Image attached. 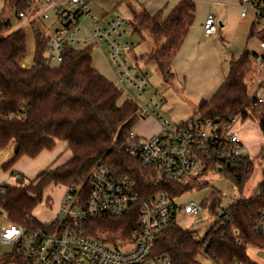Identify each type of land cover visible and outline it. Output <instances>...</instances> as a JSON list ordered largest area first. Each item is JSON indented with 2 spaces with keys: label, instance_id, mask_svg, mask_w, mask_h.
Instances as JSON below:
<instances>
[{
  "label": "trees",
  "instance_id": "16d2710c",
  "mask_svg": "<svg viewBox=\"0 0 264 264\" xmlns=\"http://www.w3.org/2000/svg\"><path fill=\"white\" fill-rule=\"evenodd\" d=\"M134 1L136 6L128 5L133 16L129 23L132 33L154 42L155 49L145 59L154 62L165 82L171 84L175 80L173 62L196 20V4L182 0L164 19L161 13L150 15L138 0ZM15 2L5 0V10L0 13V150L13 148L12 159L5 169L23 158L36 159L43 152L54 150L57 142L68 144L72 159L40 172L29 183L21 182L15 187L0 185V210L9 222L28 229L41 228L43 225L33 213L43 202L45 189L50 185L80 186L87 196L90 175L99 164L116 176L128 178L143 197L163 191L180 198L207 186L206 182L159 181L153 168L143 166L129 155L128 135L141 119L139 106L132 100L119 104L122 91L94 68L93 48L66 50L62 62L53 66L47 57V38L34 28L33 61L29 67H23L28 37L24 29L10 32ZM255 28L253 25L251 37L257 35ZM250 56L246 51L233 61L219 91L211 100L201 101L196 110L205 121L227 124L239 118L241 123L257 122L263 136L259 153L261 180L249 197L244 196L243 190L253 173V158L247 159L241 168L223 171L224 177L240 192L231 206L228 224L208 235L211 259L224 264H254L246 254V247L264 244V238L254 231V223L264 209V102L259 101L257 94H250L245 82L250 65L254 64ZM223 198L214 192L210 200L203 202V208L214 212ZM138 211L136 207L117 219L92 220L90 235L103 242L131 236L137 226ZM201 245L193 239L191 231L173 225L161 233L153 253L168 255L172 264H203L199 257ZM10 263L28 264L14 249L0 257V264Z\"/></svg>",
  "mask_w": 264,
  "mask_h": 264
},
{
  "label": "built area",
  "instance_id": "2783aa9c",
  "mask_svg": "<svg viewBox=\"0 0 264 264\" xmlns=\"http://www.w3.org/2000/svg\"><path fill=\"white\" fill-rule=\"evenodd\" d=\"M93 0H17L13 4L12 16L26 24L27 37L38 28L47 38V57L50 63H61L66 50L98 48L106 44L110 50L111 62L118 68L115 84L139 106L141 119L155 117L160 121L159 130L146 138L134 130L128 135L127 152L143 166L153 168L159 181L171 183L204 182L209 173H220L229 168H241L252 156L246 152L239 118L230 123L205 121L201 117L173 126L168 119L153 111V106L163 104L155 94L149 103L134 99L127 84L139 92L147 88L146 76L133 74V69L124 59L135 48L133 43L120 44L125 20L118 17L106 27H99V21L92 14ZM241 18L252 13L255 33L262 35L254 65L264 71V0H240ZM90 18L94 27L84 24L82 17ZM206 37L218 32L216 18L209 15L203 24ZM126 33V31L124 32ZM118 37V38H117ZM27 57L23 67H29L32 57ZM258 97V94H257ZM259 98V97H258ZM264 102L263 98H259ZM89 194L79 187H65L57 215L52 223L38 229H28L9 222L0 210V219L7 226L0 233L2 244L12 247L28 264H172L168 255H155L154 247L161 233L178 225L176 219L182 212L199 218L210 215L214 223L201 238L191 232L195 241L201 242L199 257L210 264H224L211 259L208 252V235L219 230L230 221L232 204L224 207L220 201L214 212L203 208L196 201L186 205L178 204L179 198L159 191L143 197L135 185L126 177L113 174L104 165H97L90 178ZM138 207L137 226L131 236H122L115 242H103L90 235V222L95 219H117L131 213ZM256 234L264 238V209L254 223ZM237 236L238 232H234ZM240 242V241H238ZM17 264V263H16ZM230 264H252L232 262Z\"/></svg>",
  "mask_w": 264,
  "mask_h": 264
},
{
  "label": "rangeland",
  "instance_id": "374dc122",
  "mask_svg": "<svg viewBox=\"0 0 264 264\" xmlns=\"http://www.w3.org/2000/svg\"><path fill=\"white\" fill-rule=\"evenodd\" d=\"M191 1L196 4V20H202L212 14L217 17L222 14L230 15V32H224V28L220 27L219 21H216L218 25V46L216 47V50L222 57V64L227 72V75L231 63L238 60L246 51L250 52V58L253 63H255V54L260 52L259 42L263 39V37L258 34L251 37L252 25H254L256 29L261 27V24H255V19L252 13H249L247 18H241L239 11L237 12L235 8H230V2L232 0ZM197 1H199V3ZM134 2V0H93L91 3L92 14L94 18L99 21V27H106L112 20H115L118 17L125 20V24L121 29L123 35L120 38L117 37L118 42L120 44H126L128 42L133 43L135 48L131 54H126L124 59L127 61L128 65L133 68V74L140 75L143 73L144 75H147V88L141 96H139V92L137 90H134L131 85L127 84L130 88L129 91L133 93L134 99H137L138 102H142L144 104L149 103L150 99L153 98L155 94L158 95L159 99L164 100L165 102L163 104H158L157 107L153 106V111H155L156 114H159L162 118L170 120L173 126H178L188 120L196 119L198 117L196 112L198 103H193L187 99V96L183 93L182 85L180 83H177L176 81H173L171 84L165 82L157 65L154 62H149L145 59V56L155 49V44L148 37L141 38L139 35L132 33L129 23L132 21L133 16L128 5L131 6V3H133V5L136 6ZM5 7V0H0V13L5 10ZM172 8L173 5L171 4L166 14H169ZM82 20L88 27L95 26V23L90 18H86L84 16L82 17ZM25 24L26 22H20L15 15H13L11 19L10 32L22 28ZM196 24L197 23L195 21L193 26L196 27ZM125 31L126 33H124ZM34 51V41L33 38L32 40L30 38L28 40V56L32 57ZM110 55V48L106 44H102L101 47L94 48L93 50V63L100 69L103 67L105 68L107 67L105 58L110 59ZM28 61H30V64L28 65H31L32 59H29ZM57 65V63H53V66ZM250 66V71L245 79V82L249 87V92L252 95L258 94L259 98L264 99V71L258 69L254 64H251ZM109 69L111 73L110 76H112L111 78L115 82L116 77L114 75V71L118 72V68L115 66L113 70L111 68ZM125 101H127V96L122 94L119 104L123 105ZM151 119L152 118L140 119L138 125H141L142 127H134V131L143 138L149 137L152 129L156 127L146 124L144 121L148 120L149 122ZM238 127L246 145L245 151L250 153L255 163L251 178L248 180L243 190L244 196L249 197L257 188L258 183L261 180L262 165L259 153L263 146V136L257 122L246 121L239 124ZM244 133H247V136ZM60 145L62 146L64 144ZM61 146L55 150V153L58 152ZM8 149L12 150L11 153H13V148ZM1 155L0 173L5 177L3 185L15 187L19 186L21 182L26 184L33 181L37 177L38 173L46 170L47 167L56 168L57 166L65 164L66 160L70 156V152L62 154L56 162L49 163V165H46L45 167L37 166L35 169H31L32 167L28 164L31 160L24 158L18 161L10 170L6 172L2 170V167L9 160L3 157L4 154ZM18 175L21 177H18ZM22 178L23 180H21ZM203 181L207 183V186L204 189H195L187 192L177 200L178 204L186 205L193 201L203 203L206 200H210L214 192H219L224 197L222 201L223 206L228 207V205L234 203L235 199L240 194L239 188L235 186L230 179L222 176L218 172L207 174ZM63 193V186L50 185L45 189L44 200L33 213L34 217L42 225H48L55 219L57 208ZM176 223L183 229L197 233L199 237L203 238L213 225L214 219H212L208 214H204L199 218H194L193 216L182 212L178 215ZM6 226V222L0 219V233ZM11 252L12 247L2 244L0 240V257ZM246 254L249 260L254 264H264V244L247 245ZM200 259L203 264H210L209 261L202 258Z\"/></svg>",
  "mask_w": 264,
  "mask_h": 264
},
{
  "label": "crops",
  "instance_id": "0c3cea01",
  "mask_svg": "<svg viewBox=\"0 0 264 264\" xmlns=\"http://www.w3.org/2000/svg\"><path fill=\"white\" fill-rule=\"evenodd\" d=\"M180 1L182 0H138V4L143 6L150 15L156 16L159 13H161L162 17L165 19L176 8V6L179 4ZM197 2L199 3V1ZM230 3H231L230 8L231 9L235 8L237 12L239 11L241 17L240 0H232ZM171 4L173 5V8L169 12V14H166ZM212 15L216 18V21L217 20L219 21L220 27L224 28V32L227 33L231 31L229 27L230 25L229 14L228 15L222 14L219 17H217L214 14ZM206 18H203L202 20H195L197 23L196 27L193 26L194 28L193 27L191 28L180 52L176 56L172 65V71L175 75L174 81L182 85L183 93L187 96V99L189 101L193 103L196 102L198 104L203 100H211L214 97V95L219 91L221 86L225 83V80L227 78V72L225 71L224 66L222 64V57L220 54L217 53L216 50V47L218 46L217 45L218 32L212 37H206L204 35L203 24ZM252 29H253V25L251 28V32ZM30 38L32 40L33 35L28 36V40ZM105 60L107 62V67L105 68L103 67L102 69H100L94 63L93 66L105 78H107L111 82H114V80H112L111 78L112 76H110L111 73L109 68L113 70L115 66L111 62V59L105 58ZM114 75L116 77L118 75V72L114 71ZM145 76L147 75L145 74ZM149 118H152L151 121L148 122V120H146L144 122L146 124L153 125V127H156L152 129V132L150 133L151 136L159 130L161 123L155 117H149ZM136 127H142V126L141 125L139 126L137 124ZM245 135L247 136V133ZM60 144H64V145L61 146ZM59 146H61L60 149L58 150L57 153H55V150L59 148ZM67 147L68 144L66 142H57V145L54 148V150L45 151L42 154H40L36 159L27 158L31 160L30 163L28 164L30 167H32L31 169H35L37 166L45 167L46 165H49V163L56 162L61 157L62 154L66 152H70L67 149ZM11 151L12 150L9 149L0 150V160L2 158L1 154H4L3 157L7 158V160L10 161L13 156ZM71 159H72V154L70 152V156L66 160L65 164L68 163ZM9 161L2 167V170L4 172L8 171L5 169V167L9 163ZM48 168L49 167H47L46 169ZM18 177L21 176L18 175ZM4 179L5 177L0 173V185H3ZM64 191H65V187H64ZM58 208H57V212H58Z\"/></svg>",
  "mask_w": 264,
  "mask_h": 264
},
{
  "label": "water",
  "instance_id": "95a60500",
  "mask_svg": "<svg viewBox=\"0 0 264 264\" xmlns=\"http://www.w3.org/2000/svg\"><path fill=\"white\" fill-rule=\"evenodd\" d=\"M18 152V149L16 148V149H14V153L16 154Z\"/></svg>",
  "mask_w": 264,
  "mask_h": 264
}]
</instances>
